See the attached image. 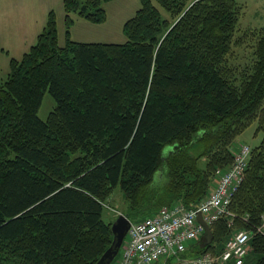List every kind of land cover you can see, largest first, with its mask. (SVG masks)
I'll return each mask as SVG.
<instances>
[{"label": "trees", "instance_id": "16d2710c", "mask_svg": "<svg viewBox=\"0 0 264 264\" xmlns=\"http://www.w3.org/2000/svg\"><path fill=\"white\" fill-rule=\"evenodd\" d=\"M110 1L63 0L65 44L51 11L36 43L10 60L0 84V264H97L113 238L103 213L116 187L132 221L196 206L254 123L262 140L233 215L195 250L220 253L243 229L244 264H264V28L240 29L238 0H142L124 43L72 40L74 15L102 22ZM47 91L56 105L44 121Z\"/></svg>", "mask_w": 264, "mask_h": 264}, {"label": "built area", "instance_id": "2783aa9c", "mask_svg": "<svg viewBox=\"0 0 264 264\" xmlns=\"http://www.w3.org/2000/svg\"><path fill=\"white\" fill-rule=\"evenodd\" d=\"M251 153L248 144L241 145L234 162L200 204L187 207L178 202L138 221L131 220L117 264H244L251 239L248 231L237 232L220 253H197L195 246L204 233L198 213L209 225L233 215L229 207L244 180ZM261 231L264 233V219Z\"/></svg>", "mask_w": 264, "mask_h": 264}, {"label": "rangeland", "instance_id": "374dc122", "mask_svg": "<svg viewBox=\"0 0 264 264\" xmlns=\"http://www.w3.org/2000/svg\"><path fill=\"white\" fill-rule=\"evenodd\" d=\"M238 1L244 7L240 17V29L247 30L264 28V0ZM41 2L43 6L49 5V11H53L55 13L59 31V43L64 45L66 40V28L63 0H42ZM141 5L142 0H112L104 5L106 10L105 20L97 23H92L74 15L75 23L70 30V37L72 40L79 42L124 43L126 41L124 32L125 23L130 18L135 16ZM244 52L245 51L242 47L236 48L235 51L237 57L239 58ZM9 57L10 56H7L6 53H3L0 50V84L6 80L10 71ZM55 105L56 101L54 97L49 91L45 92L38 111L39 118L46 121ZM256 130L257 123H254L235 140L234 157L240 150L241 145L248 144L253 149V147H256L261 142L262 133L256 134ZM223 171H225V169L216 173L215 182L211 190H213L216 186L219 176ZM127 209V202L123 196L121 188L118 186L115 188L112 197L105 204L103 213L104 220L106 222H114L118 215L124 214ZM241 230L243 231V229L235 228L231 232L229 239ZM117 262L118 260L116 258L112 264H117Z\"/></svg>", "mask_w": 264, "mask_h": 264}, {"label": "crops", "instance_id": "0c3cea01", "mask_svg": "<svg viewBox=\"0 0 264 264\" xmlns=\"http://www.w3.org/2000/svg\"><path fill=\"white\" fill-rule=\"evenodd\" d=\"M41 1L0 0V50L10 60L22 58L46 27L49 5Z\"/></svg>", "mask_w": 264, "mask_h": 264}, {"label": "water", "instance_id": "95a60500", "mask_svg": "<svg viewBox=\"0 0 264 264\" xmlns=\"http://www.w3.org/2000/svg\"><path fill=\"white\" fill-rule=\"evenodd\" d=\"M198 222L202 225L204 233L200 240L203 247L209 246L214 241V234L209 225L203 218L202 213H198ZM131 226V220L125 214H120L111 225L112 232V242L108 249L100 257L97 264H112L117 256L119 255L121 246L128 234L129 228Z\"/></svg>", "mask_w": 264, "mask_h": 264}]
</instances>
